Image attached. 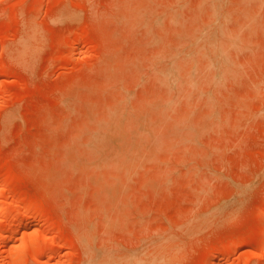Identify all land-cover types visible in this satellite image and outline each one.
<instances>
[{"label":"rangeland","instance_id":"1","mask_svg":"<svg viewBox=\"0 0 264 264\" xmlns=\"http://www.w3.org/2000/svg\"><path fill=\"white\" fill-rule=\"evenodd\" d=\"M15 259L264 264V0H0Z\"/></svg>","mask_w":264,"mask_h":264},{"label":"bare ground","instance_id":"2","mask_svg":"<svg viewBox=\"0 0 264 264\" xmlns=\"http://www.w3.org/2000/svg\"><path fill=\"white\" fill-rule=\"evenodd\" d=\"M52 242H53V243H52ZM54 242H55V241H51V243H50L49 246H50V247H51V246H55L56 244H54ZM30 243H31L32 246H33V243H32V242H30ZM55 243H56V242H55ZM31 244H30V245H31ZM32 246H30V247H32ZM24 247H25V246H24ZM24 247H22V248H23V249H22L21 246H19V247H18V252H17V250L15 249V251H14V255L16 256V255L18 254L17 256H19V248L22 249V250H20V252H21V251L25 250ZM26 248H27V247H26ZM52 248H53V247H52ZM15 253H16V254H15ZM12 254H13V253H12ZM14 255H11V256H10V257H11L10 259H14V258H12ZM15 256H14V257H15ZM17 256H16V257H17ZM16 257H15V258H16ZM20 258H21V257H20ZM20 258H19V259H20ZM16 259L18 260V257H17ZM16 259H15V260H9V262L11 261L10 264L17 263V262H16V261H17ZM20 260H22V258H21ZM12 261H14V262L12 263ZM20 262H21V261H20ZM18 264H19V263H18Z\"/></svg>","mask_w":264,"mask_h":264}]
</instances>
